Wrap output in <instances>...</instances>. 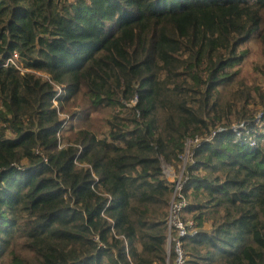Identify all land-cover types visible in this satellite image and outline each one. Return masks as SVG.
<instances>
[{
  "label": "trees",
  "instance_id": "1",
  "mask_svg": "<svg viewBox=\"0 0 264 264\" xmlns=\"http://www.w3.org/2000/svg\"><path fill=\"white\" fill-rule=\"evenodd\" d=\"M263 131L264 0H0V264H173L196 139L187 264H264Z\"/></svg>",
  "mask_w": 264,
  "mask_h": 264
},
{
  "label": "built area",
  "instance_id": "2",
  "mask_svg": "<svg viewBox=\"0 0 264 264\" xmlns=\"http://www.w3.org/2000/svg\"><path fill=\"white\" fill-rule=\"evenodd\" d=\"M17 58V56H16ZM57 103V102H56ZM216 134H214L215 136ZM199 140L196 139L194 141H189L187 145V151L184 156V166L182 168V172L180 176H176V173L170 166L164 167V170L171 179L174 188V194L171 201L170 213L168 218V252L171 253L172 248L175 251V259L173 264H187L186 253L183 246V239L193 233L195 229L194 221L183 220V211L188 206V202L183 194V171L187 160L192 155L191 147H198Z\"/></svg>",
  "mask_w": 264,
  "mask_h": 264
},
{
  "label": "rangeland",
  "instance_id": "3",
  "mask_svg": "<svg viewBox=\"0 0 264 264\" xmlns=\"http://www.w3.org/2000/svg\"><path fill=\"white\" fill-rule=\"evenodd\" d=\"M76 105L79 108V112H80V117L77 119V123L81 127L91 129L96 132L101 131V126H103L104 119L107 118L106 116L107 112L100 111L96 113L95 111H89L88 105L83 99L77 100ZM263 135H264V131H263ZM180 174H178L177 176H180Z\"/></svg>",
  "mask_w": 264,
  "mask_h": 264
},
{
  "label": "water",
  "instance_id": "4",
  "mask_svg": "<svg viewBox=\"0 0 264 264\" xmlns=\"http://www.w3.org/2000/svg\"><path fill=\"white\" fill-rule=\"evenodd\" d=\"M162 163H163V167H166V166H167V164H166V161H165V160H163V161H162Z\"/></svg>",
  "mask_w": 264,
  "mask_h": 264
}]
</instances>
